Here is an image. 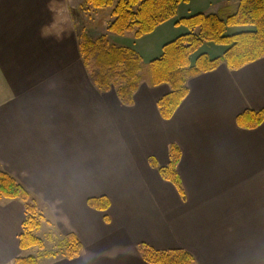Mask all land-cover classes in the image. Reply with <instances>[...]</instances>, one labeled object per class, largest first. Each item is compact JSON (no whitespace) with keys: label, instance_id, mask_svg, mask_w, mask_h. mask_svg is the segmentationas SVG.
I'll return each instance as SVG.
<instances>
[{"label":"crops","instance_id":"1","mask_svg":"<svg viewBox=\"0 0 264 264\" xmlns=\"http://www.w3.org/2000/svg\"><path fill=\"white\" fill-rule=\"evenodd\" d=\"M85 1L0 0V168L27 187L49 226L83 245L78 258L39 264H149L142 244L187 251L195 264H264V124H238L244 112L264 111V59L192 78L164 119L158 102L168 85L142 77L132 106L94 86L79 51L80 12L97 13ZM191 14L134 37V46L115 45L150 62L188 32L177 22ZM173 144L181 190L159 172ZM100 197L110 200L107 213L88 205ZM24 221L22 202L0 200V264L39 253L20 248Z\"/></svg>","mask_w":264,"mask_h":264},{"label":"trees","instance_id":"2","mask_svg":"<svg viewBox=\"0 0 264 264\" xmlns=\"http://www.w3.org/2000/svg\"><path fill=\"white\" fill-rule=\"evenodd\" d=\"M188 0H86L84 7L101 10L113 7V22L108 27L111 34L124 36L133 33L136 38L153 33L160 25L176 17L178 7ZM222 14L198 13L182 18L188 32L164 45L162 54L149 63L150 83L158 87L168 85L170 93L158 102L164 119H171L189 94L188 82L202 74L226 65L231 70L242 69L264 59V0H239L235 13L226 19ZM230 27H253V30L228 35ZM206 44L225 46V52L216 58L207 53L192 57ZM79 51L94 86L102 91L116 90L126 106H132L142 82L143 58L134 49L112 44L107 35L92 38L87 33L80 37ZM245 129H256L264 124V111L248 110L238 117ZM181 149L173 144L169 150V163L159 172L163 179L181 190L178 166ZM153 166L157 167L154 160ZM0 200L19 201L25 207V221L20 235L22 250L38 249L37 255L18 257L14 264H39L43 258L60 254L68 259L78 258L83 245L75 234L64 237L59 250H47L38 236L47 217L40 211L39 203L27 187L14 176L0 168ZM88 205L104 213L110 209L107 197L92 198ZM105 220L108 217L105 216ZM140 251L149 264H195L192 254L184 250L157 251L142 244Z\"/></svg>","mask_w":264,"mask_h":264},{"label":"rangeland","instance_id":"3","mask_svg":"<svg viewBox=\"0 0 264 264\" xmlns=\"http://www.w3.org/2000/svg\"><path fill=\"white\" fill-rule=\"evenodd\" d=\"M191 4L190 6H181L179 8V11L177 12V16H185L190 10L192 12L191 15L198 14V13H205L209 14L210 9L213 8L214 5L221 2L222 0H190ZM226 1V9L222 13V18L226 19L231 14L235 13L238 7V1L236 0H225ZM118 2V0H115L114 5ZM113 7L97 10V13L89 11L87 14L84 13L82 10L80 12L81 16L78 17V30L80 32L87 33L92 38H98L102 35H107L110 42L112 44L116 45H123V46H134L132 39H134L133 33H128L125 35V38H122V36H117L114 34H111L108 31V27L113 22L114 18L112 16ZM185 14V15H184ZM177 17V18H178ZM173 23V22H171ZM170 25L171 28H173L172 24H167L165 27H168ZM164 29V28H163ZM253 27H230L228 28L227 34L232 35L240 32H245L249 30H253ZM161 36V32H157L153 36H149V38H146L144 41L149 40H159V37ZM159 43V42H157ZM227 47L225 46H218L215 44H206L200 51L195 54L192 59L195 60V58L201 54V53H207L212 58H216L218 56H221ZM145 62L143 63V70H142V77L143 79H150V70H149V60L148 57H144ZM40 211L46 215L49 216L48 212L42 207L40 208ZM45 224V223H44ZM46 224L49 226V223L46 222ZM45 226L43 225V228L41 231H39L38 236L42 238L45 242V246L47 250H59V245L62 243L64 239V234L54 225L51 226ZM35 251H39L36 249Z\"/></svg>","mask_w":264,"mask_h":264}]
</instances>
